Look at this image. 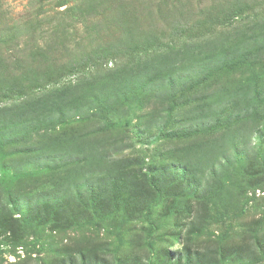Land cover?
I'll return each mask as SVG.
<instances>
[{
    "label": "rangeland",
    "instance_id": "1",
    "mask_svg": "<svg viewBox=\"0 0 264 264\" xmlns=\"http://www.w3.org/2000/svg\"><path fill=\"white\" fill-rule=\"evenodd\" d=\"M106 1L0 0V105L9 109L19 103L10 76L18 77L20 69V76L32 74L43 83L35 94L63 86L66 77L49 87L47 83L76 55H83V46H88L84 35L91 27L97 31L92 35L95 48L103 52L113 47L119 35L111 25L114 15L118 26L129 28L120 34L131 44L151 38L150 33L169 39L171 28L165 26L172 18L160 16L162 5L172 0H144L152 7L139 21L126 11L132 0L120 2L111 15ZM209 1L193 0L210 5ZM248 3L251 9H264V0ZM217 8L212 15L219 13ZM192 19L199 17L192 14L190 25ZM248 21L252 30L247 34L256 40L253 34L264 24L252 18H238L221 40L244 38L245 33L232 34ZM107 26L114 30L108 38ZM53 33H67L70 39L61 37L53 44L49 40ZM31 37L34 41L29 42ZM196 40L200 38L189 39ZM170 59L175 63L181 57ZM116 63L110 58L79 84L74 83L76 76L68 78L73 85L67 97L77 98L83 107L88 102L98 106V101L107 106L130 94L135 84L114 82L111 70ZM213 65L185 67L173 77L176 94L181 86L194 88L200 71ZM123 71H129L127 64L121 66ZM257 72L261 75L253 85L250 80ZM169 83L153 86L155 104L145 95V100L138 98L123 109L84 115L69 129L52 131L49 119L17 125L11 133L0 129V264H264V134L255 132L264 128V57L227 77L222 94L213 100L192 109H184L185 100H177L178 117L185 126L167 132L165 111L146 114L162 101L170 107ZM253 89L260 95L257 100L248 95ZM242 99L257 107L261 120L246 130L207 136L215 105L228 107ZM21 118V113H0V123ZM243 133L244 142L234 141ZM22 135L27 136L25 144L12 145ZM256 142L261 143L258 150L253 149ZM58 155L73 166L59 168ZM150 223L157 227L153 233Z\"/></svg>",
    "mask_w": 264,
    "mask_h": 264
},
{
    "label": "trees",
    "instance_id": "2",
    "mask_svg": "<svg viewBox=\"0 0 264 264\" xmlns=\"http://www.w3.org/2000/svg\"><path fill=\"white\" fill-rule=\"evenodd\" d=\"M143 1L132 0L131 3H127L126 11L130 12L129 16H134V21L144 19L142 13H146L147 9L152 7L150 2L142 3ZM183 1L172 0L170 4L162 5L164 12L160 18L165 19L166 17H170L169 20L172 18L171 22L165 26V29L171 28L169 39L165 41L153 37L154 34L150 33L152 37L149 39H145L144 41L137 39V42L135 41L133 44L129 43L120 34L123 30L129 28L127 26L123 28V25L118 26L115 23L114 15L111 19V25L119 35L117 34L118 36L115 38L114 46L102 52L101 49L95 48L96 40L92 35L97 31L95 27H91L89 33H85L84 35V40L88 41V46H83L85 50H82V52L84 51L83 55L81 57L76 55L67 64V67L63 69V73H57L55 78L47 83V87H49V84L66 77L63 83H61L63 86H59L56 89L50 87L46 91L35 94V91L43 86V83L39 82L40 79L38 77L32 74L31 76L30 74L20 76L23 71L21 69L18 71V77L10 76L16 85L13 92L20 101L9 109H6L4 103H1L0 113L5 116L21 113V115H24V118L11 122H1L0 129H3L1 131L11 133V130L17 127V125L32 126L35 123L43 124L46 119L53 120L52 125L49 126L50 130L55 131V128H58L61 131L79 125L84 115L91 116L99 114V112L105 113L112 109H123L126 105H132L138 98L145 100V95L150 96V100L153 101L152 104H155L151 94L156 92H152L151 89L154 85L162 82H170L166 89L167 98L165 97L170 107L162 105V101L161 105H159V108L161 107L162 109L152 106V110L146 114V117H149L151 113L156 111L158 115L165 111L163 112L165 114V121L163 123L165 131L169 132L184 128L185 120L178 117L175 107L177 100H185L183 101L186 104L184 109L186 107L192 109L191 107L195 108L201 103L213 100L216 95L220 96L219 94H222L221 90L227 77L246 68L253 60L264 57V27L253 34V39L256 38V40H251L247 34L249 30H252V27L249 26V21L246 27L235 29L232 34L235 37H241L245 33L244 38L228 42L225 41L227 39L226 36L224 41L221 40L224 35L234 29L238 18L241 20L252 18V20H260V23L264 24V9L259 11L256 8L251 9L252 7L249 5L248 0H210V5L205 4V2L195 4L193 0H185L186 3H183ZM120 2L124 5L126 4L125 0H107L105 2L108 8L107 13L109 15L115 13V9L120 5ZM215 7H219L217 8L219 9V13L212 15V11L216 9ZM245 8H250L251 11H245ZM136 11H138V14L135 13ZM184 11H186V15ZM192 14L194 16L197 15L199 19H192V25H190L189 21ZM176 15L177 17H175ZM4 25V28L8 27L5 23ZM25 25L22 26V29ZM1 32L2 28H0V49L3 45ZM106 33H108L106 36L108 38V35L113 34L114 30L107 26ZM66 34L63 33L57 36L56 33H53L49 35V40L54 44L57 43L59 38L63 37L68 42L70 39L68 37L70 36L66 38ZM197 38H200V40L189 41V39L195 40ZM31 41H34V38L31 37L29 42ZM254 43H257V46L250 48ZM209 45H212L211 49L200 50L199 52L196 50L197 48ZM67 46H61V50L65 51ZM30 49L27 48L26 50ZM179 56L181 57L179 62H169L171 57H175L176 59ZM110 58H112L114 63L117 62L111 70V75L115 78L114 82L121 81L124 83L129 80V82L135 84L130 94L123 95L115 103L107 104V106L100 105L98 101V106L97 103L88 102V105L85 104V107H83V104L77 98L67 97L68 88L73 85L72 81L68 78L76 76L77 79L74 80V83L79 84L86 75L101 70L102 66L109 62ZM156 63L158 64L157 66ZM192 63L203 65H209V63L212 65L214 63V65L210 70L200 71L197 76L199 79L195 81L194 88L185 89L181 86L176 94L175 90L177 87L173 84V77H177L179 72L182 73L183 69ZM120 64L121 66L127 64L129 71H126V74H124V71L121 72ZM27 72L30 73L29 70ZM259 75H261V72H257L250 80L253 85H256L255 78H259ZM136 82L138 83L136 84ZM166 91L160 90L158 93ZM248 95H255L256 100L260 97L255 89L248 93ZM215 106L217 111L211 115L210 128L206 130L208 132L207 136L215 137L221 135L222 132L227 133L240 128L246 130V128L253 126L261 120L257 107L245 99L240 100L236 105L231 104L228 107H225L220 102ZM3 127H7V129ZM114 131H116L115 128ZM255 132L258 134L263 132L264 134V128L263 131L257 129ZM179 137L183 136L180 135ZM26 138V135H22L18 139V143H13L12 145L18 144V146H23ZM244 138L245 133L234 141L244 142ZM71 145L68 146L72 147ZM259 147H261V143L256 142L253 144V149L258 150ZM67 156L70 158L71 155L67 153ZM56 160L59 168L73 166L72 161H68V158H62L58 155ZM149 226L151 233L156 231L157 227L155 225L150 223Z\"/></svg>",
    "mask_w": 264,
    "mask_h": 264
}]
</instances>
